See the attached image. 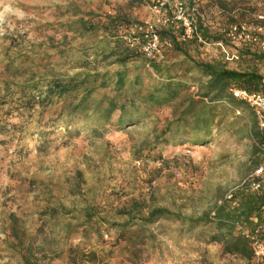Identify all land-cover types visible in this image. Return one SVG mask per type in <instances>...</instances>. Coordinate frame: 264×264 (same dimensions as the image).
I'll use <instances>...</instances> for the list:
<instances>
[{
    "label": "rangeland",
    "instance_id": "1",
    "mask_svg": "<svg viewBox=\"0 0 264 264\" xmlns=\"http://www.w3.org/2000/svg\"><path fill=\"white\" fill-rule=\"evenodd\" d=\"M185 1L201 5L208 31L207 36L201 31L202 41L180 42L193 59L264 76V53L257 45L240 46V58L228 61L217 44L221 37L232 47L223 29L234 22H254L264 0ZM151 5L152 0H0V264H24L28 247L41 264L245 262L225 254L220 243L204 244L210 226L189 231L178 217L154 223L144 219L155 207L198 217L264 166L251 165L246 109L220 110L211 141L195 145L185 138L162 142L173 105L155 109L135 126L120 128L117 111L105 128L103 120L99 125L81 117L67 129L65 116L58 118L60 104L45 110L26 104L28 92L22 89L32 79L88 71L78 67L83 61L101 72L120 69L113 58L104 60L101 52L96 56L113 45L105 35L108 17L119 15L116 29L127 45L125 36L133 24L155 18ZM79 19L95 29L85 30ZM137 53L144 62L132 60L128 68L151 61ZM183 60L185 55L172 45L156 62L177 65ZM178 66L176 72L191 85L189 92H196L189 67ZM104 95L115 94L99 88L94 98ZM96 125L98 134L91 131ZM59 205L71 213L60 212L59 224L46 221L41 211ZM88 209L94 213L89 223ZM14 219L26 242L23 248L12 234ZM190 245L197 254L188 261L176 252Z\"/></svg>",
    "mask_w": 264,
    "mask_h": 264
},
{
    "label": "trees",
    "instance_id": "2",
    "mask_svg": "<svg viewBox=\"0 0 264 264\" xmlns=\"http://www.w3.org/2000/svg\"><path fill=\"white\" fill-rule=\"evenodd\" d=\"M132 1L142 2V0ZM217 9L221 12L225 10L221 6H217ZM79 20L85 30L95 29L94 25H88L87 21ZM120 22L119 15L108 17L105 35L111 38L113 45L107 51L96 52V56L101 52L104 60L113 58L112 62L118 63L121 66L120 69L113 73L101 72L90 65L92 62L83 61L78 67L86 68L88 71H77L72 75H58L39 80L32 79L22 89L23 93L28 92L26 104L31 108L38 105L42 110H45L47 106L60 104L58 118L65 116L67 129L81 117L93 118L99 125L103 120L102 126L105 128V124L111 122L117 111L119 113L117 125L120 128L135 126L152 116L155 109L173 105V119L168 121L161 131L162 142H175L185 138L184 140L195 145L211 141L214 129L220 125L218 120L220 110L244 108L248 116L245 135L251 140L249 153L251 165L254 169L264 162V128L260 126L255 111L231 92V88L234 87L251 92H264V76L261 73L253 70L231 69L221 62L195 60L177 40L176 29L167 26L161 30V36L168 39L177 51L185 55L186 60L177 65L188 66V78L197 82L196 92H189L191 85L186 80L187 76L176 72L177 65H162L149 61L134 69L127 67L128 62L132 60L140 59L144 62V59L142 54L126 45L122 35L118 34L116 28ZM204 22L205 20L200 22V32L203 31V34L207 36L208 31L204 28ZM217 40L223 43L221 37ZM224 45L229 50L236 51L239 58L240 46L255 47L251 44L234 43L230 47L228 42ZM146 76H149L148 81L145 80ZM99 88H108L115 95H104L100 99H95L94 94ZM91 131L94 134L100 133L98 125ZM254 178L262 182L259 190H253L247 178L235 191H232L233 200H228L227 196L223 197L220 202H216L213 207L205 210L198 217L171 213L164 207H155L150 210L144 221L154 223L160 218L174 216L178 217L189 231L210 226L207 239L209 243H220L225 254L240 257L249 262L253 257V251L250 239L246 237L242 229L253 232L259 228L260 237L264 239V175L254 176ZM232 201L237 203L234 205ZM60 212L71 213L64 205H59L53 209L47 207L41 211V215L47 217L46 221L54 219L59 224ZM85 216L86 222L89 223L94 218V213L88 209ZM133 220L134 216L126 224H132ZM14 223L15 219L12 234L18 246L23 248L26 242L21 238ZM23 261L24 264H41L29 247L23 253Z\"/></svg>",
    "mask_w": 264,
    "mask_h": 264
},
{
    "label": "built area",
    "instance_id": "3",
    "mask_svg": "<svg viewBox=\"0 0 264 264\" xmlns=\"http://www.w3.org/2000/svg\"><path fill=\"white\" fill-rule=\"evenodd\" d=\"M151 10L155 18L144 24H133L131 33L125 36L130 48L143 53L151 61H161L164 58L165 47L172 46L169 40L161 36V30L167 26L176 29L179 42L199 39L202 41L200 22L205 20V14L199 3L194 1L188 4L185 0H152ZM223 36L230 42L238 45H257L264 53V10L256 14L254 22H234L223 29ZM204 42V41H203ZM221 46L224 56L228 61L239 59L236 51L229 50L222 41ZM233 95L246 102L256 113L260 126L264 128V92H251L244 88H231ZM239 112V111H238ZM264 166L257 169L249 178L251 188L259 190L262 182L254 176H263ZM234 194L227 195L228 200H233ZM235 205L237 202L232 201ZM241 228V227H240ZM250 239L253 257L243 264H262L264 262V239L260 237V229L253 232L242 229Z\"/></svg>",
    "mask_w": 264,
    "mask_h": 264
},
{
    "label": "crops",
    "instance_id": "4",
    "mask_svg": "<svg viewBox=\"0 0 264 264\" xmlns=\"http://www.w3.org/2000/svg\"><path fill=\"white\" fill-rule=\"evenodd\" d=\"M204 241V240H203ZM202 243V242H201ZM205 245H212V244H218V243H216V242H213V243H209L208 241H206L205 243H204ZM221 248H222V246H220ZM178 255H181V256H185L184 258L186 259V260H190V258L191 257H194V258H196V254H197V252L193 249V246L192 245H190V247H188V248H184V249H182V250H178L177 252H176ZM229 256H232V255H229ZM234 257V256H233ZM199 258V257H198ZM195 263V262H194ZM186 264H189V263H186Z\"/></svg>",
    "mask_w": 264,
    "mask_h": 264
}]
</instances>
